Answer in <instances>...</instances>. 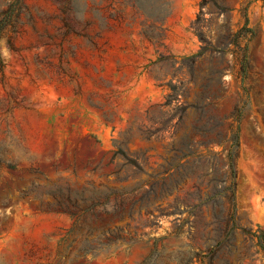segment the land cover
<instances>
[{
	"label": "rangeland",
	"instance_id": "obj_1",
	"mask_svg": "<svg viewBox=\"0 0 264 264\" xmlns=\"http://www.w3.org/2000/svg\"><path fill=\"white\" fill-rule=\"evenodd\" d=\"M0 264H264V0H0Z\"/></svg>",
	"mask_w": 264,
	"mask_h": 264
},
{
	"label": "trees",
	"instance_id": "obj_2",
	"mask_svg": "<svg viewBox=\"0 0 264 264\" xmlns=\"http://www.w3.org/2000/svg\"><path fill=\"white\" fill-rule=\"evenodd\" d=\"M205 6V2L204 1H201L200 2V8H201V13L203 12V7ZM200 16V15H199ZM199 19H196L193 23H192V27H194L195 29V32L198 34L199 38L202 40V41H207L206 38L204 37V32L202 30V25L199 23L198 21ZM200 54H198L199 56ZM174 99H177L179 100V93L175 94V97ZM226 140V138H223L220 134L217 135L216 137L214 138H209L205 144H210V143H213V142H224ZM238 135L236 136V145L238 144ZM233 146V144L231 145V147ZM116 154H118V156L122 157L124 160H125V164H130L133 162V160L127 156L126 152L120 148L118 150V152H116ZM229 166L231 168H234L235 169V158L233 156V151L232 149H230L229 151ZM57 193L61 194L60 198L57 197ZM54 196L56 199V204L60 207H64V208H67L71 211V213L74 215V216H82V214H85L87 213L88 211H92L93 207L98 204L96 202H93L92 204L90 205H86V206H82L81 203H87L88 201V198H86L83 194L82 195H76V196H73V193L72 191L69 189L67 192H62L61 190H58V192H55L54 193ZM228 197L231 198V199H234V191L232 190L230 192V194H228ZM118 210H120V215L121 217H123L124 215V212H123V208L122 206H118L117 208ZM117 230H121V228H117ZM111 234H113V231H109ZM246 232L251 235V237L253 239L255 238H261V235L259 234H256L255 232H253L252 230H246ZM115 237H119V234L116 233L114 234ZM109 240H112V238H109Z\"/></svg>",
	"mask_w": 264,
	"mask_h": 264
}]
</instances>
